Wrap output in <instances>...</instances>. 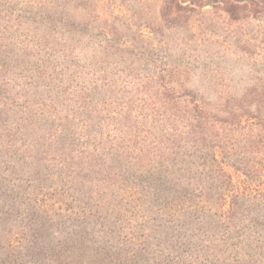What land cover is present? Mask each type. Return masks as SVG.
I'll use <instances>...</instances> for the list:
<instances>
[{"label": "rangeland", "instance_id": "1", "mask_svg": "<svg viewBox=\"0 0 264 264\" xmlns=\"http://www.w3.org/2000/svg\"><path fill=\"white\" fill-rule=\"evenodd\" d=\"M0 53V74L21 75L0 83V148L22 159L17 175L11 165L2 167L7 190L19 180L33 183L31 167L45 161L49 133L44 127L28 129L26 112L30 107L29 116L41 119L39 111L31 114L32 103H40L50 88L57 91L53 80L32 69L59 77L51 62L61 58L66 72L59 79L67 100H73L78 149L88 157L100 155L103 148L132 150V144L158 142L159 153L173 152L168 160L164 156L161 168L173 161L194 165L188 179L180 181L196 197L185 208L227 214L232 207L247 218L241 224L250 227L248 235L260 237L254 245L264 247V0H0ZM68 66L71 72L65 70ZM81 87L87 91L73 96ZM194 104L204 111L197 121ZM19 110L25 113L22 122ZM214 152L224 177L233 176L232 187L223 192L205 176V167L215 175V163L207 158ZM38 215L43 235L69 228L56 217ZM137 223L129 214L123 226ZM7 224L0 226V263L6 261V250L9 256L20 251L7 234L11 226L13 235L24 238L22 244L28 238L25 227ZM231 243L237 241L228 240L226 246ZM260 253L262 259L247 264H264V249ZM247 260L242 256L240 261ZM228 263L237 264L232 258Z\"/></svg>", "mask_w": 264, "mask_h": 264}, {"label": "trees", "instance_id": "2", "mask_svg": "<svg viewBox=\"0 0 264 264\" xmlns=\"http://www.w3.org/2000/svg\"><path fill=\"white\" fill-rule=\"evenodd\" d=\"M42 32L47 45V32L45 29ZM51 63L57 65L54 68L56 76L63 78L66 71L63 72L61 58ZM65 70L71 72L70 66ZM32 72H37L41 78L47 77L50 83L53 80L57 93L50 88L42 95L40 103H32L31 114L35 117L39 111L41 119L29 116L30 107H27L25 124L28 129L32 126L46 128L49 134L44 137V144L52 143L43 146L46 149H43V165L38 162L31 167L35 171L33 183L28 181L24 185V181L19 180L18 185L10 187L9 191L5 188L8 179L0 175V226L8 223L25 227L23 231L28 237L22 244L24 238L21 240L13 235L11 226L7 234L21 246L20 251L9 256L5 249L6 261L0 264H229L230 258L237 264H247L255 257L262 259L260 251L264 247L254 245L260 237L252 239L248 235L250 227L241 224L247 218L238 215L234 208L231 207L227 214L218 211L213 214L210 210L208 214L198 211L196 206L184 207V203L191 204V198L196 197L189 194L180 181L188 179L191 174L188 169L194 171V165L180 166L178 161H173V164L161 168L159 163L168 160L173 152L159 153L158 142L152 141L147 147L132 144V150L120 146L103 148L100 155L88 153L87 157L86 150L77 147V119L72 109L73 100H67L63 91L64 82L44 73L41 68L36 67ZM19 77L21 75L16 72H3L0 83L5 84L3 81L9 78L15 81ZM144 90L149 95V90ZM78 91L72 95H80L87 89L81 87ZM192 110L196 121L204 113L197 104ZM23 114L24 110L17 112L18 121H23ZM89 121L92 123L94 120ZM83 127L89 128L88 122H84ZM90 135L97 140L93 132ZM56 140L62 143L61 147H56ZM166 142L170 140L166 138ZM165 143L161 142L163 146ZM11 149L17 152L13 147ZM208 149H211L210 144L202 149L203 153L206 154ZM111 150L116 153L110 154ZM97 156H104L106 160L97 159ZM209 157L215 163V175L207 174L205 167L206 178L222 192L223 187L231 188L232 174L229 172L230 175L224 177L215 152L208 154ZM16 158L8 150L0 148V172L3 166L11 165L13 175H17L22 159ZM44 162L50 166H45ZM45 178L47 182L43 180ZM243 181L250 186V182ZM41 213L51 216L50 220L56 217L69 224V228L43 235V229L38 225L41 222L38 214ZM175 213L178 219L174 218ZM112 214L116 216L114 219L108 217ZM129 214L138 223L124 227L123 221ZM165 216L169 218H163ZM228 240H236L237 243L226 246ZM224 253L230 257H225ZM242 256H247L248 260L241 263Z\"/></svg>", "mask_w": 264, "mask_h": 264}]
</instances>
